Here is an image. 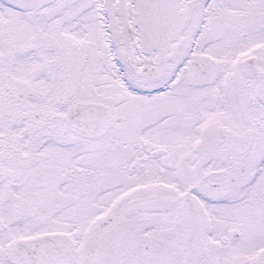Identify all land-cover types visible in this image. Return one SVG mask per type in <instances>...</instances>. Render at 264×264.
I'll return each instance as SVG.
<instances>
[{"label": "snow or ice", "instance_id": "snow-or-ice-1", "mask_svg": "<svg viewBox=\"0 0 264 264\" xmlns=\"http://www.w3.org/2000/svg\"><path fill=\"white\" fill-rule=\"evenodd\" d=\"M0 264H264V0H0Z\"/></svg>", "mask_w": 264, "mask_h": 264}]
</instances>
